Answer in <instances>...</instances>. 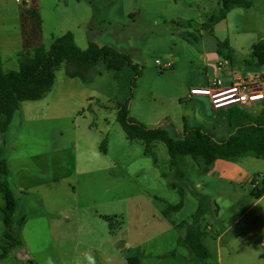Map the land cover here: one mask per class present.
<instances>
[{
  "label": "rangeland",
  "instance_id": "374dc122",
  "mask_svg": "<svg viewBox=\"0 0 264 264\" xmlns=\"http://www.w3.org/2000/svg\"><path fill=\"white\" fill-rule=\"evenodd\" d=\"M248 1L250 7H233L208 32L201 25L220 12L222 0H37L39 43L50 48L56 36L71 31L81 48L90 42L109 45L130 62L115 70L100 60L87 80L58 69L44 97L22 101L0 129L15 218L25 217L17 229L23 246L0 264H127L129 255L142 264H164L169 248L184 261V239L197 211L203 212L197 217L209 251L197 264H240L235 256L244 253L230 257L228 245L239 248L247 237L262 242L264 221L254 233L244 228L264 212V196L252 193L257 180L262 186L263 158L219 159L203 171L186 155L178 159L179 176L164 142L146 153L144 142L127 138L117 119V103L129 101L131 117L161 126L174 138L181 136L184 118L227 136L230 107L215 110L209 97L188 94L214 78L226 84L263 79L264 68L250 61L253 44L264 39V0ZM31 5V0H0V72L19 67L21 10ZM224 40L230 48L219 45ZM167 62L173 65L164 66ZM262 105L260 100L242 107L257 113ZM246 173L253 181L240 185ZM235 199L239 202L230 207ZM180 201L179 209L170 208ZM3 202L0 193V207ZM3 228L0 211V241ZM121 231H126L122 240Z\"/></svg>",
  "mask_w": 264,
  "mask_h": 264
},
{
  "label": "trees",
  "instance_id": "16d2710c",
  "mask_svg": "<svg viewBox=\"0 0 264 264\" xmlns=\"http://www.w3.org/2000/svg\"><path fill=\"white\" fill-rule=\"evenodd\" d=\"M31 1L30 7L21 10L23 49L18 52L19 67L0 72L1 131L7 128L22 101L44 97L53 86L58 69L66 68V74L69 77L87 80L91 69L100 60H104L108 68L115 70L121 69L130 62L127 55L109 45L90 42L86 48H81L75 42L71 31L56 36L50 48H47L39 43L42 22L37 0ZM235 6L250 7L251 3L248 0H222L220 12L211 15L207 21L203 22L201 29L213 32V26L225 19L228 11ZM35 40L38 42L35 43ZM218 43L230 48L228 40ZM251 55L250 62L264 68V39L253 44ZM117 108V119L127 138L141 139L145 144L146 153H152L155 142H164L171 157V165L177 168L179 176H182L183 172L178 166V159L186 155H190L198 162L203 171L209 170L217 159H239L245 155L264 159V100L262 109L257 113H251L244 107L231 106L225 115L229 134L221 137L201 125L190 124L184 118L182 134L179 138H174L161 126L149 127L131 117L129 101L118 102ZM8 171L6 159L0 158V193L4 200L0 207L4 226L3 240L0 241V260L13 249L23 246L17 229L22 226L25 217L22 216L18 220L15 218L17 202L7 180ZM171 186L184 195L183 189L176 182H172ZM252 193L256 198L264 195V178L262 186L255 185ZM182 205L183 201H180L176 205H171L170 208L179 209ZM168 212L169 209H165L163 213L167 215ZM202 213L197 211L196 218L187 230L185 240L200 258H205L209 251L202 241L197 217ZM127 264H142V262L139 256L129 255Z\"/></svg>",
  "mask_w": 264,
  "mask_h": 264
},
{
  "label": "crops",
  "instance_id": "0c3cea01",
  "mask_svg": "<svg viewBox=\"0 0 264 264\" xmlns=\"http://www.w3.org/2000/svg\"><path fill=\"white\" fill-rule=\"evenodd\" d=\"M0 46H1V43H0ZM18 52L16 53L17 56H18ZM195 97L199 98L202 96H195ZM195 97H193V98H195ZM212 108H213V106H212ZM213 109H215V108H213ZM215 110H218V109H215ZM217 160H219V159H217ZM253 177L254 176L251 173L244 174L240 180V185H244V183H247V182H252ZM257 182H258L257 184L260 185V181L257 180ZM238 202H239V199H235L232 202V204H230V207H233ZM255 203L256 202H254V204ZM245 211H243L242 213L237 215L235 217V219L221 233H218V231H217V233H218L217 239H219L226 232L228 227L233 225L244 214ZM219 214H220V212L218 213V216H219ZM262 221H264V212L260 211L258 214L254 215L252 217L250 223L247 222V224L245 225V228H244V232L245 233L256 232L258 230L257 227L260 225L259 223ZM208 227H210V225ZM125 235H126V231H121V233H120L121 240H122L123 236H125ZM239 236H241V235H239ZM262 239H263L262 242L260 244H258V243H254L251 237H247L246 238L247 243L239 244V245H243V246H241L239 248L235 247V246L230 247V244H229L228 245L229 250H227L226 252H228L230 257H232V253L236 252V251L240 252L239 254L244 253V256H235V258H236L235 262L240 263V264H241V262H243L242 264H263L264 263V247H263L264 246V236ZM186 248L188 250V254L184 256V261L179 260L178 255L176 254L175 248L167 249L165 252L169 253L170 258L168 259V263H164V264H190V263L197 264V261L199 259L200 260L203 259V258H200L196 253H194V251L192 250V248L189 246L188 243L186 244ZM223 252H224L223 246L219 244L217 247V255H218V259L221 261H223L222 260V258H223L222 256L224 255ZM154 264H156V263H154Z\"/></svg>",
  "mask_w": 264,
  "mask_h": 264
},
{
  "label": "built area",
  "instance_id": "2783aa9c",
  "mask_svg": "<svg viewBox=\"0 0 264 264\" xmlns=\"http://www.w3.org/2000/svg\"><path fill=\"white\" fill-rule=\"evenodd\" d=\"M157 63H160V61L157 60ZM172 65V62L164 64L166 67ZM195 96L209 97L215 109L231 106L242 107L255 101L264 100V77L259 81H249L241 78L232 80L228 84L220 78H214L205 86L192 87L188 98ZM256 184L257 182L254 183V185Z\"/></svg>",
  "mask_w": 264,
  "mask_h": 264
}]
</instances>
